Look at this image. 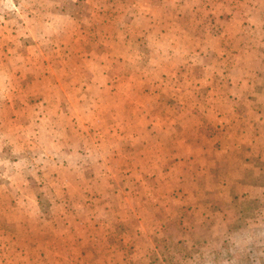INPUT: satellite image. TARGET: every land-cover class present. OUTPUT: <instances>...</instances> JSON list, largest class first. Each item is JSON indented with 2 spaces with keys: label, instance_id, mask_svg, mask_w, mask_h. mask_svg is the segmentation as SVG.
<instances>
[{
  "label": "rangeland",
  "instance_id": "374dc122",
  "mask_svg": "<svg viewBox=\"0 0 264 264\" xmlns=\"http://www.w3.org/2000/svg\"><path fill=\"white\" fill-rule=\"evenodd\" d=\"M129 2L0 0V264H264V15L120 29L124 56ZM144 125L180 159L135 162Z\"/></svg>",
  "mask_w": 264,
  "mask_h": 264
},
{
  "label": "crops",
  "instance_id": "0c3cea01",
  "mask_svg": "<svg viewBox=\"0 0 264 264\" xmlns=\"http://www.w3.org/2000/svg\"><path fill=\"white\" fill-rule=\"evenodd\" d=\"M235 1L236 0H131V2H129L122 9V11L130 12L124 15L126 17L125 21L118 20L116 22L113 21L112 23L114 27L113 30L116 31L115 32L116 35L111 37V42L113 41L114 44L118 46L116 50L117 49L120 50L122 53H124L122 55L126 56L129 54L128 50L123 51L122 49H123V42L128 40V35L126 34L123 37L122 35L124 32L119 33L120 29L121 30L131 29V28L137 27L138 29L145 28L148 30L150 29L169 30V29L178 28L179 30L187 29L190 31V34L194 35L193 30L201 28L202 27L201 24H204V22H207L205 20V16L203 19H198L197 14L199 10L204 11L206 14L208 12L209 13L212 12L214 15L218 14L219 16H221V14L222 13L224 14L225 12L226 14L234 13L236 15H240L241 14L240 12H242L243 11L242 9H244L246 11L248 10L253 15L259 16V18H263L264 8H259L258 6L253 4V5L247 6V9H246V6L240 9V8H237V6L234 4ZM237 1L241 2L240 0H237ZM115 10L116 12H120L118 8H116ZM168 15H170L173 20H171ZM137 20L140 21V24L136 25L135 23ZM162 43H165V42H162ZM172 45H175V44H172ZM130 57L132 56H129V58ZM132 59H136V58L132 57ZM237 65L238 64L236 65L233 64L234 67ZM140 73L146 75V72L141 71ZM113 87H116V85L114 84L111 86L107 85V87L101 88L100 90L102 92H112L115 94L116 89L114 90ZM129 119L132 120V117H130ZM133 131H134L133 133H128V135L125 138L130 141L129 148H132L133 150H134L133 146L134 144H136L137 141L143 142L145 140L147 141L153 140V136L151 135V132H149V129L147 128L146 125L142 126L140 130L138 129L137 131L136 130H133ZM115 133H111V134H115ZM115 140H119V135ZM154 151L155 150H146L145 148H143V151L138 153L136 150H134L135 162H136L138 155L140 156V158L144 160V163H143L144 166H147L149 161L150 163H154V164L160 163L161 165H163L166 162L165 159H163L161 162H158V158L165 157L167 159H171L173 154H174V160L176 159L177 156H178V159H180L179 154L175 153L174 150H171L170 148L169 150L164 149L165 152L163 151V152H160L159 154H154ZM93 154L94 153H92V155ZM160 155H162L163 157ZM156 157L158 158L156 159ZM129 163L131 165L129 167L130 169H132L133 163L129 161L128 159L126 166H128L127 164ZM164 167L165 166H163V168ZM146 173H149V170L146 171ZM145 176L146 177L144 178L146 180L147 175ZM76 177H78V175ZM113 199L114 198L104 199L103 197L101 199H96V201L99 200L98 206L100 207L101 210L108 212L110 214L112 211H114L113 207H115V204L112 201ZM81 204L86 209H89V211L93 210L94 212H96L97 210V208L95 209L89 208V206L94 205V203H87L86 199L83 200ZM122 207H124L122 210L126 208V206H122Z\"/></svg>",
  "mask_w": 264,
  "mask_h": 264
}]
</instances>
